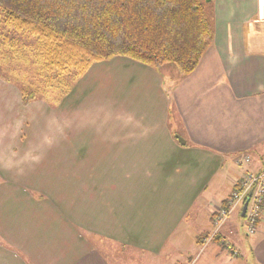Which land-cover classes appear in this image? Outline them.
<instances>
[{
  "label": "crops",
  "instance_id": "0c3cea01",
  "mask_svg": "<svg viewBox=\"0 0 264 264\" xmlns=\"http://www.w3.org/2000/svg\"><path fill=\"white\" fill-rule=\"evenodd\" d=\"M213 19L214 42L188 76L121 56L89 69L112 64L122 76L112 108L123 114L108 135L129 144L127 165L144 169L122 210L89 213L72 227L93 239L72 233L45 264H264V212L255 234L236 208L206 240L234 186L264 170V0H214ZM11 130L0 128V158ZM242 155L250 160L239 165Z\"/></svg>",
  "mask_w": 264,
  "mask_h": 264
},
{
  "label": "rangeland",
  "instance_id": "374dc122",
  "mask_svg": "<svg viewBox=\"0 0 264 264\" xmlns=\"http://www.w3.org/2000/svg\"><path fill=\"white\" fill-rule=\"evenodd\" d=\"M36 42L0 14V128L12 129L0 158V264H45L48 249L66 247L72 233L93 239L90 231L72 227L89 213L106 211L105 217L96 213L105 219L122 210L144 169L139 162L127 165L129 144L108 135L111 119L123 114L112 108L121 96L117 67L95 64L82 77L66 75L70 92L63 94L56 82L47 84L56 73L44 69ZM166 68L178 73L173 65ZM23 87L35 93L28 105Z\"/></svg>",
  "mask_w": 264,
  "mask_h": 264
},
{
  "label": "trees",
  "instance_id": "16d2710c",
  "mask_svg": "<svg viewBox=\"0 0 264 264\" xmlns=\"http://www.w3.org/2000/svg\"><path fill=\"white\" fill-rule=\"evenodd\" d=\"M213 2L0 0V14L6 25L37 40L44 69L56 73L47 84L56 82L68 94L66 75L82 77L94 63L119 56L190 75L214 42ZM28 89H21L24 105L35 97Z\"/></svg>",
  "mask_w": 264,
  "mask_h": 264
},
{
  "label": "built area",
  "instance_id": "2783aa9c",
  "mask_svg": "<svg viewBox=\"0 0 264 264\" xmlns=\"http://www.w3.org/2000/svg\"><path fill=\"white\" fill-rule=\"evenodd\" d=\"M250 156H238L237 163L242 165ZM247 204L246 209L244 206ZM236 208L241 210L243 226L248 235L258 230L264 212V170L248 172L234 186L230 196L213 212V231L206 236L207 241L220 235L222 226ZM234 253V251L231 249Z\"/></svg>",
  "mask_w": 264,
  "mask_h": 264
},
{
  "label": "water",
  "instance_id": "95a60500",
  "mask_svg": "<svg viewBox=\"0 0 264 264\" xmlns=\"http://www.w3.org/2000/svg\"><path fill=\"white\" fill-rule=\"evenodd\" d=\"M180 140H181V139H180ZM181 142L184 143V140H181ZM246 206H247V204H245V206H244V208H243L244 210L246 209Z\"/></svg>",
  "mask_w": 264,
  "mask_h": 264
}]
</instances>
